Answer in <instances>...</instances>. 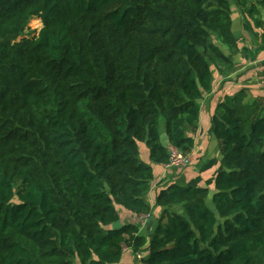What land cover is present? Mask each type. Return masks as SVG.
Masks as SVG:
<instances>
[{"label": "trees", "instance_id": "obj_1", "mask_svg": "<svg viewBox=\"0 0 264 264\" xmlns=\"http://www.w3.org/2000/svg\"><path fill=\"white\" fill-rule=\"evenodd\" d=\"M231 1L248 2L0 0V264H118L124 248L135 264H264V106L217 103L212 192L171 183L152 207L140 159L141 143L157 165L191 152L213 74L232 68L222 47L238 50ZM116 206L150 231L114 227Z\"/></svg>", "mask_w": 264, "mask_h": 264}, {"label": "crops", "instance_id": "obj_2", "mask_svg": "<svg viewBox=\"0 0 264 264\" xmlns=\"http://www.w3.org/2000/svg\"><path fill=\"white\" fill-rule=\"evenodd\" d=\"M247 9L253 11L255 17L261 21V26L254 25ZM231 21L238 50L235 54H230L222 47L224 53L232 59V68L225 74L214 72L212 91L204 95L200 101L197 128L192 134L194 144L189 153L190 163L186 166V170H177L179 166L153 164L146 160L149 157L147 148L143 150L145 162L150 163L153 169V179L146 196L152 207L158 191L171 183L182 184L181 181H186L189 184L206 186L211 192L213 191L214 178L221 167L222 153L219 141L210 134L209 128L211 117L219 101L225 96L243 91L244 101L256 100L264 106V49L258 48L264 30V0H248L246 7L237 6L231 1ZM159 212V207L154 208L152 215L157 217ZM128 217L126 222L137 223L141 225V229L150 231L149 217L141 214L133 218ZM135 258H138L137 254H133L132 250L127 248L123 251L118 264H135Z\"/></svg>", "mask_w": 264, "mask_h": 264}, {"label": "rangeland", "instance_id": "obj_3", "mask_svg": "<svg viewBox=\"0 0 264 264\" xmlns=\"http://www.w3.org/2000/svg\"><path fill=\"white\" fill-rule=\"evenodd\" d=\"M40 27H41V23H40V21L38 19H31L29 21V23H28V27H27L26 31L24 32V34H26L28 36L32 35V34L36 33L40 29ZM164 132H165V130H164V122L161 121V124H160V135H161L163 140L165 138ZM144 148L146 149L145 145L141 143L140 144V159L145 162L144 153H143V150H145ZM146 150H148V149H146ZM146 160L149 161V158H147ZM186 168H187L186 166L185 167L184 166H180V167L177 168V170H181L182 171V170H186ZM181 183L182 184H189V182H186V181L185 182L181 181ZM18 184L16 185L17 187H18ZM116 210H117V212L119 214V220L116 223H114V225H113L114 227H117V226L119 227L120 225L125 223L128 216H130L131 218L136 216V215L130 213V211H126L124 208H122L120 206H116ZM130 217H128V218H130ZM134 219H136V218H134ZM143 229H145V228H143ZM144 231H147V229H145ZM135 261L137 262L136 259H135ZM75 264H79V262L76 261Z\"/></svg>", "mask_w": 264, "mask_h": 264}, {"label": "built area", "instance_id": "obj_4", "mask_svg": "<svg viewBox=\"0 0 264 264\" xmlns=\"http://www.w3.org/2000/svg\"><path fill=\"white\" fill-rule=\"evenodd\" d=\"M169 163L167 166H187L190 163V157L187 154L182 153L177 148L169 146ZM149 217V216H146ZM127 248H124V250ZM137 257L140 258V255L137 254Z\"/></svg>", "mask_w": 264, "mask_h": 264}, {"label": "water", "instance_id": "obj_5", "mask_svg": "<svg viewBox=\"0 0 264 264\" xmlns=\"http://www.w3.org/2000/svg\"><path fill=\"white\" fill-rule=\"evenodd\" d=\"M148 223H150V221Z\"/></svg>", "mask_w": 264, "mask_h": 264}]
</instances>
